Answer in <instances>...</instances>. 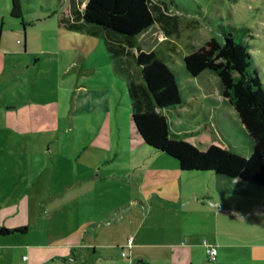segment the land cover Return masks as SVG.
Segmentation results:
<instances>
[{
    "label": "rangeland",
    "instance_id": "1",
    "mask_svg": "<svg viewBox=\"0 0 264 264\" xmlns=\"http://www.w3.org/2000/svg\"><path fill=\"white\" fill-rule=\"evenodd\" d=\"M59 1L20 0L16 19L5 10L9 0H0V144L8 150L0 163L14 170L0 171V182L24 193L1 205L14 206L9 220L28 226L3 240L2 264H127L120 247L134 230L144 243L190 247L192 264H264V186L182 172L174 158L146 147L131 122L126 78L116 72L121 60L95 37L84 43L61 33ZM169 1L178 13V32L169 37L177 47L165 43L157 54L180 92V104L166 112L172 135L248 157L219 79L187 75L183 57L220 40L222 25L247 27L264 86V0ZM165 39L152 31L140 43L150 50ZM121 64L138 79L131 58ZM206 243L219 246L216 260L207 258ZM168 250L157 246L155 256Z\"/></svg>",
    "mask_w": 264,
    "mask_h": 264
},
{
    "label": "trees",
    "instance_id": "2",
    "mask_svg": "<svg viewBox=\"0 0 264 264\" xmlns=\"http://www.w3.org/2000/svg\"><path fill=\"white\" fill-rule=\"evenodd\" d=\"M167 0H61L54 12L58 28L82 37L100 39L110 59L131 58L138 79L115 64L126 78L131 122L143 144L174 158L182 172H212L239 183L264 186V86L252 55L249 28L220 27L221 39L210 38L184 55L185 73L215 75L222 96L235 111L251 152L244 157L222 143H199L177 138L170 131L167 110L180 104V92L170 67L157 52L164 44L176 50L169 37L178 32V13ZM9 15L22 18L20 0H10ZM160 31L166 39L150 50L142 37ZM165 48V47H164ZM163 54V53H161ZM27 226L7 232L25 233ZM4 229H2L3 231Z\"/></svg>",
    "mask_w": 264,
    "mask_h": 264
},
{
    "label": "crops",
    "instance_id": "3",
    "mask_svg": "<svg viewBox=\"0 0 264 264\" xmlns=\"http://www.w3.org/2000/svg\"><path fill=\"white\" fill-rule=\"evenodd\" d=\"M5 10L9 14L10 0H9V7L6 8ZM22 30H24L23 27H22ZM60 32L62 33L65 31L60 30ZM24 37H25V34L23 33V39H24ZM85 38H89V37H85ZM91 38H94V37H91ZM82 40H83L82 42L87 43V42H85L86 39H84L83 37H82ZM84 51L87 52L88 54L90 53V50L88 48H85ZM5 147H6L5 144L3 146H1V144H0V154H1V152L2 153L8 152L7 148H5ZM93 170H94V168L89 169L90 172H93ZM0 171L1 172L5 171V172H7V174H9V173L13 172L14 170L11 171V167L5 168L0 163ZM27 172H30V171H27ZM85 178H88V176ZM14 185L16 186V184H14ZM9 186L10 185H8V183L2 184L0 182V250H2L6 246L3 243V240L6 237H8L10 235L26 234L28 232V229L25 233L5 231V230H12L13 228L20 227V226H27V225H25V222L23 220H18V221H14L12 219L9 220V215L6 213V211H9L12 207L13 208L11 210L15 211L14 206H10L11 208L7 210L4 206L1 205L2 203L10 202L9 200L12 197H16V196L24 197V193L21 195V193H22L21 190H17L15 186H13V187H9ZM26 193L28 194V192H25V194ZM27 194H26V196H27ZM40 195H42V192L40 193ZM38 197H39V195H38ZM152 198H156V199H158V201H164V200H162L156 196H152ZM152 202H153V200H152ZM160 203H162V202H160ZM165 203L171 204L172 207H175L176 209L180 207V205L177 203L176 204L172 203V202H165ZM9 204H11V203H9ZM214 205L216 206V203ZM27 228H28V226H27ZM2 229H4V230L2 231ZM138 233H139V231L134 230L133 232H131L130 236H128L126 238L125 243H123L122 247H125L127 241L131 240L130 248H128V256L124 257V258H127V260H128L127 264H160V263L161 264H192V262H191V248L190 247L184 246V244H182L181 242L165 243V244L144 243V242H141L139 239L137 240ZM101 246L110 248L112 245L105 244V245H101ZM157 246H165V247H168L170 250H168V253L165 254L164 257L157 258L155 256V251H154V249L157 248ZM213 246H215L216 249L219 247L218 245H213ZM220 247H221V245H220ZM120 249H121V247H120ZM217 255H218V250H217ZM217 255H216V257H217ZM215 260H216V258H215ZM2 262H3L2 254H0V264H2ZM218 264H219V262H218Z\"/></svg>",
    "mask_w": 264,
    "mask_h": 264
},
{
    "label": "built area",
    "instance_id": "4",
    "mask_svg": "<svg viewBox=\"0 0 264 264\" xmlns=\"http://www.w3.org/2000/svg\"><path fill=\"white\" fill-rule=\"evenodd\" d=\"M131 240H128L125 247H121L120 255L123 257L128 256V248H130ZM205 254L207 258L211 261H214L217 255V249L215 246L210 244H205Z\"/></svg>",
    "mask_w": 264,
    "mask_h": 264
}]
</instances>
